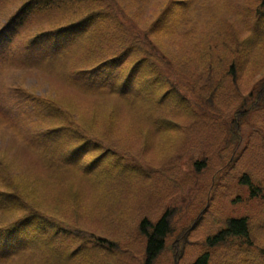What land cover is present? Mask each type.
Segmentation results:
<instances>
[{
  "label": "rangeland",
  "instance_id": "1",
  "mask_svg": "<svg viewBox=\"0 0 264 264\" xmlns=\"http://www.w3.org/2000/svg\"><path fill=\"white\" fill-rule=\"evenodd\" d=\"M25 1L0 2V27L17 13ZM116 2L123 4L121 12L128 23L137 28L131 30L126 27L129 35H144L161 13L165 15V23L159 25L146 42L161 61L159 68L164 77L166 74L169 78V89L175 87L186 94L194 102L195 111L217 117L219 113L235 107L237 100L246 97L264 80V40L258 34V37L249 40V45L244 44L250 32L264 29L258 20L260 13L264 12L261 0ZM171 4L174 6L169 8ZM36 17H40L39 22H31ZM63 18V14L55 9L23 18L20 35L0 53V150L5 151L8 157L7 166L15 185H23L19 192L27 196L31 203H39L45 211L59 216L64 224L106 236L105 230L112 228V236L114 233L124 238L128 236L117 240L132 250H142L144 246V239L137 232V223L131 217L134 211L140 208L143 216L155 219L163 214L165 208L169 209L174 217L173 233L155 264H191L204 250L205 237L214 234L220 227L218 217L250 216L255 228L262 225L264 170L261 173L260 169H264V116L261 113L248 115L239 136L235 138V149L227 153L208 141L213 128L195 125L191 115L185 117L181 114L178 117L177 121L181 123L179 129L169 134L154 135L144 122L146 116L141 119L137 113L124 110L115 101L104 97L108 94L87 86H67L63 80L36 73L34 60L26 58L25 44L38 30H47L51 23ZM232 66L237 69L236 80L231 78ZM19 86L35 90L36 96L68 102L74 112L65 107L63 110L76 125L77 118L84 126L89 121L98 124L102 113L117 108L119 123L112 127V123L105 124L111 130L92 126L91 131L99 137L101 135L94 142H104L103 150L114 147L116 154L122 156V162L129 166H147L145 169L152 171L149 179L121 186L113 204L107 202V196L102 198L94 190L88 192L83 185L87 183L82 182L79 176L71 175L54 182L53 174L46 172L38 162L37 157L42 158L36 152L43 143L36 140L39 142L37 147L30 138V134L34 136L46 128L47 122L43 127L33 123L36 119L31 111L34 95L28 91L25 96H13L11 92ZM67 157L64 163L72 169L77 170L82 164L89 165V158H71L70 154ZM246 171L249 174H245ZM244 175L251 176L253 180L255 198L258 197L255 201H251L249 192L240 186ZM75 194L82 197L78 204L72 198L77 197ZM94 198L101 199L102 205L92 209L101 220L86 211ZM202 211H205L204 220L189 233ZM209 214L213 218L216 215V219H209ZM117 220L125 224H118ZM58 234L68 238L55 239L63 247L72 248L81 241L76 239L71 244L72 238L62 232ZM180 239L187 240L182 243ZM115 264H123V261ZM125 264L131 262L125 259Z\"/></svg>",
  "mask_w": 264,
  "mask_h": 264
},
{
  "label": "trees",
  "instance_id": "2",
  "mask_svg": "<svg viewBox=\"0 0 264 264\" xmlns=\"http://www.w3.org/2000/svg\"><path fill=\"white\" fill-rule=\"evenodd\" d=\"M122 6L123 4L116 0H50L41 4L35 3L34 0H27L11 19L2 24L0 52H3L10 42L20 35L24 25L23 18L55 9L63 14L64 18L60 20L63 22L56 26L55 24L60 21L50 22L47 30H38L25 44L28 53L26 58L34 60L37 65V74L59 81L63 80L67 86L76 88L87 86L108 94L104 97L115 101L124 110L137 113L141 119L142 116H146L144 122H147L150 132L154 135L169 134L179 129L181 123L177 121L178 117L181 114L185 117L191 115L195 125L213 128L212 137L210 136L208 141L214 142L218 150L227 153L235 149V138L239 136L245 118L258 113L264 116V80L256 85V89L250 90L246 97L241 98L242 102L237 100L235 107L219 113L217 117L209 116L207 112L195 111L194 102L192 103L186 94H182L180 89L175 87L169 89V78L166 74L164 77L159 68L161 61L146 42L156 28L165 23V15L161 13L144 35L142 33L140 37L139 34L129 35L126 27L131 30L137 28L128 23L120 10ZM172 6L174 5H169V8ZM260 6L264 7V0H261ZM258 20L264 27V12L260 13ZM65 28L74 29V40L67 47L47 50L36 45L35 40L38 39L39 34L51 30L63 31ZM258 34L264 40V29L261 32L252 31L244 44L249 45L251 43L249 40L258 37ZM105 64L114 65L120 70V79L115 85L110 86L108 81L96 72L98 67H103ZM236 71L237 69L232 66L231 78L235 80ZM73 76L78 79H72ZM28 91L34 95L32 96V113L36 119L33 123L43 127V124L47 122L46 128H42L34 136L30 134V138L37 147L38 141L43 143L38 148L40 152H36L42 158L41 160L37 157L38 162L46 172L53 174L54 182L71 175L79 176L82 182L87 183L83 185L88 188L86 189L88 192L94 190L102 198L107 196V202L113 204L116 202L114 198L118 196L117 193L121 191V186L149 179L152 171L145 169L147 166L143 168L123 163L122 156L116 154L114 147L102 149L105 143L101 140L95 143L97 147L86 157L89 158V165L82 164L75 170L64 163L68 158L67 154H70L67 151L68 147L71 143L77 142L75 137L82 136L94 141L101 135L99 137L93 133L92 126L111 130L110 126L105 125L107 122L112 123L111 127L119 123L120 112L117 108L102 113L98 124L89 121L84 126L77 118L78 125H76L75 121L67 118L63 110L65 107L70 112H74L67 104L68 102H61L43 95L36 96L35 90L32 91L29 88L26 90L21 86L14 89L11 94L15 97L19 94L25 96ZM85 119H89V116H85ZM65 122L67 124H64ZM121 125L125 126V124ZM105 141L108 145L110 144L106 139ZM262 150L264 152V148ZM7 163L8 157L5 151L0 150V194L14 197L23 207H13L6 213H0V227H10L17 222H20L22 227L7 240L6 255L0 258V262L4 264H115L122 260L125 264L127 259L131 264H155L165 251L168 237L173 233L174 217L169 209L165 208L163 214L155 219H151L148 215L143 216L140 208L134 211L131 217L137 223L139 236L144 239L142 250L136 248L137 250L134 249V251L117 240L126 239L128 236L124 238L117 233L112 236L113 229L110 227L111 230H105L108 236L87 231L77 226L64 224L58 218L59 216L45 211L41 204L31 203L27 196L19 192L23 185H15ZM104 164L107 166L100 167ZM258 168L260 169L256 166V169ZM261 170L264 169H260L263 173ZM250 177L244 175L240 180V186L249 192L251 197L249 199L255 201L258 197L255 198L256 189ZM130 187L134 186L130 185ZM75 195L78 198L75 196L72 198L78 204L82 197ZM100 200L94 198L90 208L85 209L88 214L96 216L98 220L101 218L92 209L102 205ZM94 205L96 206L93 207ZM204 212H201L189 233L202 219L204 220ZM209 215L208 218L212 221L216 219V215L215 218ZM250 218V216L218 217L220 227L216 228L214 234L205 237L204 250L191 264H264V228H255ZM116 223L125 224L124 221L119 220ZM261 224L264 225V221ZM59 232L72 238L71 244L76 239L81 241L72 248L63 247L57 244L55 239L68 238L59 235ZM186 240L180 239L182 243Z\"/></svg>",
  "mask_w": 264,
  "mask_h": 264
},
{
  "label": "snow or ice",
  "instance_id": "3",
  "mask_svg": "<svg viewBox=\"0 0 264 264\" xmlns=\"http://www.w3.org/2000/svg\"><path fill=\"white\" fill-rule=\"evenodd\" d=\"M35 3L41 4L44 2H50V0H34ZM40 17L34 18L31 22H39ZM74 29L65 28L63 31L51 30L47 33L39 34L38 39L35 43L38 47L47 50H56L58 48L67 47L74 40ZM2 35L3 29L0 27V47H2ZM97 73H100L103 78H105L109 85H115L120 79V70L110 64H105L103 67H98L96 69ZM72 79H78V77L73 76ZM76 143H71L67 151L71 156L75 158L87 157L91 151L97 147L94 141L85 139L82 136L75 137ZM13 207H23L15 200L14 197L8 195L0 194V213H6L10 211ZM22 227L20 222L10 226V227H0V258L6 255V242L13 235V233Z\"/></svg>",
  "mask_w": 264,
  "mask_h": 264
}]
</instances>
